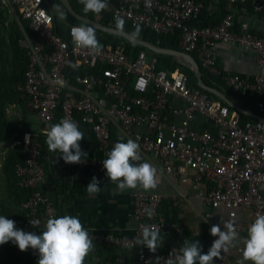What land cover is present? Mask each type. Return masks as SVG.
Returning <instances> with one entry per match:
<instances>
[{
    "label": "built area",
    "instance_id": "obj_1",
    "mask_svg": "<svg viewBox=\"0 0 264 264\" xmlns=\"http://www.w3.org/2000/svg\"><path fill=\"white\" fill-rule=\"evenodd\" d=\"M1 2L27 20L31 30L30 35L20 40L26 64L18 90L42 128L35 134L23 131L14 138L13 146L22 156L16 164L18 186L28 190L21 208L36 234H41L49 217L58 214L55 200L45 185L48 174L41 161L39 136L45 134L43 126L58 123L62 118L72 119L79 128L88 126L103 148L114 146L120 138L113 137L112 126L125 141L139 137L143 160L158 169L157 183L166 174H174L183 182L205 183L206 219L212 216L213 209L224 206L229 212L221 221L234 219L237 231L245 232L258 213L264 214L263 119L248 115L242 121L241 112L198 84H190L188 73L179 67L158 69V53L146 47L133 53L124 41H109L100 43L103 47L99 53L77 48L70 26L81 23L67 18L58 23L52 6L46 5L45 0ZM148 3L150 6H146V0H107L108 7L101 13L108 22L96 20L114 26V18L120 16L132 27L149 28L158 35L178 31L180 50L193 54L202 72L218 78L234 93L254 92L257 114L264 117V29L261 32L237 29L249 9L255 14L264 12V0H148ZM220 5L224 6V15L219 21L194 24L203 8L213 13ZM234 44L252 51L260 73L250 77L218 65L219 49ZM69 62H78L79 67L73 69ZM199 120L206 125L199 126ZM71 164L60 158L62 169ZM86 164L98 172L100 183L106 170L102 160L93 156L78 163ZM167 198L171 196L161 192H136L132 201L135 223L132 232L88 231L92 242L127 250L136 248L133 264H165L166 259H174L180 254L183 241L190 240L182 223L161 214ZM240 205L252 208L249 221L235 219V208ZM145 208L154 210L151 219ZM144 225L160 228V247L155 253L136 242ZM231 252V249L222 251L219 258H214V264L225 262ZM34 255L38 261L35 250ZM93 264H102L100 258ZM110 264H127V259L118 255Z\"/></svg>",
    "mask_w": 264,
    "mask_h": 264
},
{
    "label": "crops",
    "instance_id": "obj_2",
    "mask_svg": "<svg viewBox=\"0 0 264 264\" xmlns=\"http://www.w3.org/2000/svg\"><path fill=\"white\" fill-rule=\"evenodd\" d=\"M25 21L27 20L20 18L11 6H7L0 0V101L3 102V116L7 121L5 126L8 128L4 129V126L0 124V134L8 131L15 133L16 137L26 130L34 134L39 133L42 128L34 113L20 100L18 91L19 85L22 84L23 59L17 50L15 39L20 36L18 32H21L22 35L18 39L20 46V40L29 35L24 26L25 23L29 29V23ZM239 27L241 30L263 31L264 12L255 14L249 9V12L242 18ZM217 63L226 71L245 76L253 77L261 72L252 51L239 44L223 45L219 49ZM198 124L202 127L206 125V122L199 120ZM43 128L46 129L47 125ZM80 129L84 133V138L79 141V144L81 150L87 153V157L106 159V153L112 149L113 145L103 148L97 143L88 126L84 125ZM112 131L113 137H122L118 134L116 127L112 126ZM42 135L45 136V134ZM60 158L61 154L58 152L49 151L46 153L44 162L48 166L46 189L55 200L59 213L77 216L89 232L131 233L135 226L132 216L133 195L140 191H155L171 196L164 201L161 214L182 223L189 240H198L202 251L208 250L213 240L217 238L210 234V227L213 224H219L222 219L228 217L229 209L219 206L213 209L212 216L205 222L206 206L203 195L207 188L206 184L183 182L174 174L163 176L154 190L145 191L137 188L119 192L116 184L110 182L105 170L103 179L99 183L101 191L90 196L85 188L92 177H98L99 174L95 168L89 164L79 166L78 163H72L68 169L64 170L60 166ZM51 163L54 164V168ZM1 179L0 177V184ZM8 190L6 189V191ZM20 209L21 215L24 214L23 209ZM235 212V219L240 221H249L253 216L252 208L246 205L237 206ZM29 228H31L30 225ZM31 232H33L32 228ZM198 232L199 235H197ZM238 232L241 237L247 235V231ZM93 244L95 247L85 257L84 264H93L96 258H100L102 264H110L118 256L115 247L110 244L97 242H93ZM239 247H243L242 243L230 248L232 252L222 264H237V260L242 256V251H238ZM126 259L131 261L132 257L126 255ZM245 264H252V262L246 261Z\"/></svg>",
    "mask_w": 264,
    "mask_h": 264
},
{
    "label": "clouds",
    "instance_id": "obj_3",
    "mask_svg": "<svg viewBox=\"0 0 264 264\" xmlns=\"http://www.w3.org/2000/svg\"><path fill=\"white\" fill-rule=\"evenodd\" d=\"M84 6V12L101 13L108 7L107 0H80ZM146 6H150L146 0ZM58 19L65 20V11L57 4L52 6ZM115 28L122 30L125 21L116 16ZM141 28L135 26L134 35H139ZM70 34L72 42L77 48L88 49L90 53H99L103 47L97 39L94 27L86 24L71 25ZM69 67L76 69L78 62H69ZM46 144L50 152L62 154L66 163H83L87 153L81 150L79 141L84 138L76 122L70 118H62L58 123H49L46 130ZM139 137L127 139L120 137L110 151L106 153V159L102 160L103 167L110 182L116 184L119 192L141 188L145 191L154 190L157 187L158 169L152 163L143 160L140 153ZM91 196L101 191L98 179L92 177L85 188ZM145 214L149 219L154 215L152 208H145ZM205 222L207 219L204 220ZM223 230L219 224H213L209 231L213 237L211 246L206 253L202 251L199 241H183L180 254L175 258H168L165 264H214V258H219L221 252H226L238 244L243 245L242 256L237 264H264V214H257L254 221L247 228V235L241 237L235 226V220L221 221ZM199 235V232L197 233ZM11 241L19 250L26 251L29 248L38 253L37 264H84L85 257L94 249L92 237L84 228L77 216L61 215L49 217L46 220L41 234L26 232L16 227L12 219L0 215V245ZM160 228L152 225H144L141 228V236L137 239L138 245L146 246L149 251L155 253L160 247ZM159 257H157L158 259Z\"/></svg>",
    "mask_w": 264,
    "mask_h": 264
},
{
    "label": "trees",
    "instance_id": "obj_4",
    "mask_svg": "<svg viewBox=\"0 0 264 264\" xmlns=\"http://www.w3.org/2000/svg\"><path fill=\"white\" fill-rule=\"evenodd\" d=\"M74 9L84 15H88L91 18L94 19H98L102 22H108V18L106 15H104L103 13H101L100 17L98 18L97 14L89 11V12H84V6L80 3V0H70ZM46 5L49 4L51 6H53V4H57L59 5L66 13V18L76 22V23H81L78 19H76L74 16H72L69 11L62 5V3L59 0H45ZM224 15V6L220 5V9L213 12V13H209V11L205 8H203L201 14L199 15V17L194 20V24H199V25H207L209 23H215L217 21H219L221 19V17ZM21 18V17H20ZM56 21L59 23L60 19H58L57 15H56ZM85 24V23H83ZM87 25V24H86ZM113 25L115 26V21L113 22ZM25 29L27 31V33L30 35L31 34V30L28 29V25H26L24 23ZM89 26V25H88ZM141 31L139 33L138 36L144 38V39H148L150 41H152L155 44H159L161 46H166V47H171V48H178L180 49L179 46V37H180V33L177 31L173 34H162V35H158L156 34L154 31H152L149 28H144V27H140ZM123 29L128 30L132 33H134L135 28L131 26L130 23L125 22ZM237 29L239 30L240 27L238 26ZM96 32V36L97 39L99 40L100 43L102 42H109V41H113V42H119V41H124L126 43L127 49L129 51H132L133 53H136L142 46H132V44L130 42H128L127 40H125L123 37L118 36V35H112V34H108L105 33L103 31L97 30L95 29ZM19 35L21 36V32H18ZM20 36H17L15 39V45L17 47L18 52L20 53V57H22L23 59V64H22V72H21V82H23V72H24V68H25V53L22 47H20L18 45V39ZM175 67H179L180 69H182L183 71L187 72L189 75V82L192 85H197V79L193 73V71L187 67L186 65L181 64L180 62H178V60L176 58H174L173 56L170 55H166V54H158V62H157V68L158 69H165V70H172ZM203 77L204 80L212 85V86H216L222 90H224L226 92V94L228 95L229 98H231L234 102H236L237 104L241 105L243 108L248 109L252 112L258 113V109L255 106V94L254 92H248L247 94L243 95L240 93H234L232 90H230L222 81H220L218 78H215L214 76L210 75L209 73H207L205 70H203ZM19 91V90H18ZM20 96V95H19ZM20 100L24 103V100L20 97ZM25 104V103H24ZM3 110H4V106H3V102L0 101V120L1 117L3 115ZM249 116L241 113V119L242 121H244L245 119H247ZM39 139L42 143V157H41V161L44 165V168L48 174V166L45 165V161H46V153H49L48 150V146L46 144V136L44 135H40ZM16 148V147H15ZM13 162L11 165V170H9V176L11 178V182H12V191L14 194V197L17 201V203H21V201L26 197L28 190L27 189H23L20 188L18 186V176L16 174V164L17 162H19L20 160H22V156L21 154L18 152V149L16 148V154H15V158H13ZM52 164V163H51ZM52 167L54 168V164H52ZM51 170V169H50ZM54 177V176H53ZM65 184V183H64ZM65 186V185H63ZM56 204V203H55ZM58 210V207H57ZM57 216H61V214L59 213L58 210V214ZM32 228V227H31ZM30 228V229H31ZM33 229V228H32ZM34 232V229H33ZM113 247H115V252L117 253V255H124L126 257V255H130V257H132L131 261H127V264H133L136 262V256L135 253L137 251V249H132V250H127L125 248L122 247H117L112 245ZM32 260V264H37V261L35 259V255H34V250H33V256L31 258Z\"/></svg>",
    "mask_w": 264,
    "mask_h": 264
},
{
    "label": "rangeland",
    "instance_id": "obj_5",
    "mask_svg": "<svg viewBox=\"0 0 264 264\" xmlns=\"http://www.w3.org/2000/svg\"><path fill=\"white\" fill-rule=\"evenodd\" d=\"M6 122L5 117L2 115L0 124L4 126V129H8L5 126L7 125ZM14 136L15 133H10L8 131L4 134H0V177L2 178L0 184V215L14 220L17 228L26 232H31L25 215H21V203H17L14 197L12 191L13 185L9 176V170H11L10 168L14 161L13 158H15L16 154V148L13 146V139L16 137ZM6 189L9 190L6 191ZM32 255L33 249L29 248L26 251H21L18 246L14 245L11 241L0 245V264H32Z\"/></svg>",
    "mask_w": 264,
    "mask_h": 264
},
{
    "label": "water",
    "instance_id": "obj_6",
    "mask_svg": "<svg viewBox=\"0 0 264 264\" xmlns=\"http://www.w3.org/2000/svg\"><path fill=\"white\" fill-rule=\"evenodd\" d=\"M59 1L69 11V13L72 16H74L80 22L94 27V29L103 31V32L108 33V34L121 36L134 46H143V47H146V48L154 51L155 53L173 56L180 63L188 66L193 71V73L197 79V84L202 89H204V90L214 94L215 96L221 98L226 104H228L232 108L238 110L239 112L244 113V114L249 115V116H252V117H255V118H259V119L264 120V117L258 115L255 112H252L248 109H245L241 105L234 102L231 98L228 97V95L226 94V92L224 90H222L216 86H212V85L208 84L204 80L201 66L193 54L187 53V52L180 50L178 48H171V47H166V46H161L159 44H155L152 41H150L148 39H144L142 37H138V36L134 35V33L130 32L128 30H125V29L117 31L115 26L102 23V22H100L94 18L89 17L88 15H84V14L77 12L74 9L70 0H59Z\"/></svg>",
    "mask_w": 264,
    "mask_h": 264
}]
</instances>
